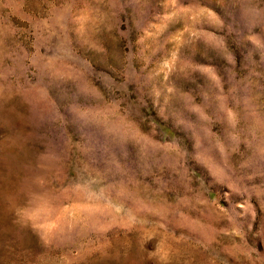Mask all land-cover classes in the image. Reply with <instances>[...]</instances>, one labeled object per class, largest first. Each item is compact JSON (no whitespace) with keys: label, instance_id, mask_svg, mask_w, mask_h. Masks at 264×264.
<instances>
[{"label":"rangeland","instance_id":"obj_1","mask_svg":"<svg viewBox=\"0 0 264 264\" xmlns=\"http://www.w3.org/2000/svg\"><path fill=\"white\" fill-rule=\"evenodd\" d=\"M0 264H264V0H0Z\"/></svg>","mask_w":264,"mask_h":264}]
</instances>
